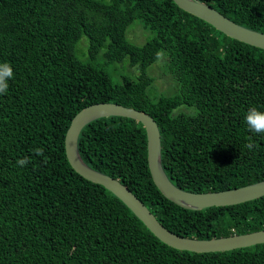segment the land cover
<instances>
[{"label": "trees", "instance_id": "16d2710c", "mask_svg": "<svg viewBox=\"0 0 264 264\" xmlns=\"http://www.w3.org/2000/svg\"><path fill=\"white\" fill-rule=\"evenodd\" d=\"M199 1L264 34V0ZM136 22L151 34L143 45L127 37ZM3 63L13 76L0 93V264H264V244L205 254L167 246L119 198L80 176L65 150L81 110L115 103L154 118L163 168L178 188L210 193L264 181V133L245 123L250 107L264 110V50L173 0H0ZM155 65L171 94L156 87ZM78 148L90 168L119 180L178 236L264 230V197L201 211L168 200L135 120H95Z\"/></svg>", "mask_w": 264, "mask_h": 264}, {"label": "water", "instance_id": "95a60500", "mask_svg": "<svg viewBox=\"0 0 264 264\" xmlns=\"http://www.w3.org/2000/svg\"><path fill=\"white\" fill-rule=\"evenodd\" d=\"M183 11L205 21L229 38L264 50V34L245 28L199 0H173ZM109 117H123L143 125L147 134L148 165L154 184L171 202L195 211L228 207L264 197V181L253 185L210 193H192L175 186L163 168L159 127L149 114L115 103H97L81 110L72 120L65 137L66 156L71 167L84 179L103 186L119 198L134 215L167 246L198 254L229 252L264 244V230L212 240L178 236L166 229L147 206L124 184L90 168L82 159L78 141L82 130L91 122Z\"/></svg>", "mask_w": 264, "mask_h": 264}, {"label": "clouds", "instance_id": "9594fccd", "mask_svg": "<svg viewBox=\"0 0 264 264\" xmlns=\"http://www.w3.org/2000/svg\"><path fill=\"white\" fill-rule=\"evenodd\" d=\"M13 76V69L9 63L0 64V93H6L8 90L7 80ZM195 115V113H193ZM245 123L248 129L254 133H264V110H260L255 106L248 109L245 115ZM251 147V145L249 146ZM38 154H43L42 149L34 150ZM18 165H26L28 158L24 157L17 161Z\"/></svg>", "mask_w": 264, "mask_h": 264}, {"label": "rangeland", "instance_id": "374dc122", "mask_svg": "<svg viewBox=\"0 0 264 264\" xmlns=\"http://www.w3.org/2000/svg\"><path fill=\"white\" fill-rule=\"evenodd\" d=\"M141 26L142 25L139 22H136L134 25L131 26V28L129 29L128 34H127L128 39L131 42L136 43L138 45L145 44L151 37V34L149 32H145ZM83 41L87 42L86 37L83 38ZM86 53H87V51H85V53H83L80 56L84 57L83 55H85ZM121 73L124 74L123 70L121 71ZM125 73H127V72H125ZM151 74L156 79L155 80L156 87L161 92H164L166 94H171V92H172L171 83L168 80V78L162 73L159 65H155L153 67Z\"/></svg>", "mask_w": 264, "mask_h": 264}]
</instances>
